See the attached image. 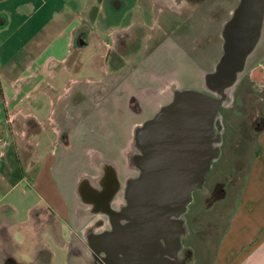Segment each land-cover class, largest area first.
Segmentation results:
<instances>
[{
    "label": "flooded vegetation",
    "instance_id": "1",
    "mask_svg": "<svg viewBox=\"0 0 264 264\" xmlns=\"http://www.w3.org/2000/svg\"><path fill=\"white\" fill-rule=\"evenodd\" d=\"M135 1L104 0L105 10L110 14V37L97 39L95 51L103 59L96 67L101 72L108 67L110 82L99 90L98 100L126 101L136 113L143 111V104L158 105L156 116L181 90L170 70L153 74L148 84L147 71H157L161 67L148 63L168 41H171V51L180 50L186 55L213 54L217 47L222 54L223 27L240 0H144L141 15L123 28V16ZM91 42V34L84 29L75 39L74 48L83 50ZM244 85V80L239 77L232 91L235 99ZM234 104L220 109L224 128L222 155L207 173L204 186L193 195L185 214L187 231L182 235L180 249L174 247L175 237L167 244L160 239L165 244L166 264H214L218 258L220 244L230 226L236 198L241 191L242 178L251 165L252 153L248 156L250 145L245 138L228 144L226 149V122ZM263 127L264 118L258 117L253 120L251 131L259 134ZM107 163L100 162L96 173L87 172L76 187V197L85 210L75 209L72 214L74 228L67 225L65 229L68 241L64 247L68 253L64 264L127 262L125 254L116 249V243H120L117 242L120 230H126L128 226L127 221L119 220L118 213L127 204L128 180L136 177L138 172L131 168L134 176L122 181L118 169ZM108 195L110 204L106 206ZM216 216L219 224L214 221ZM55 218L54 211L49 209L48 222L43 226V230L48 229L47 235L53 242L55 237L62 238L65 233ZM208 218L210 223L205 225ZM0 264H56V257L44 249L27 262L4 256Z\"/></svg>",
    "mask_w": 264,
    "mask_h": 264
},
{
    "label": "crops",
    "instance_id": "2",
    "mask_svg": "<svg viewBox=\"0 0 264 264\" xmlns=\"http://www.w3.org/2000/svg\"><path fill=\"white\" fill-rule=\"evenodd\" d=\"M105 7L104 0H0V260L23 254L34 257L44 249L56 257L48 229L43 230L49 209L65 230L72 209L78 207L67 201L51 172L57 157H47L41 164L33 161L43 127H51L59 141L70 129L43 109L40 115L26 112L19 106L24 100L20 96L35 75L48 70L45 64H36L51 52L55 58L69 54L78 34L84 29L90 33L89 24L107 15ZM63 110L66 122L84 121L69 107ZM258 136V151L214 264H264V127ZM70 147L69 143L65 150ZM32 169L36 176L27 179L26 172ZM26 181L30 191L20 187ZM67 241L65 230L52 242L63 248Z\"/></svg>",
    "mask_w": 264,
    "mask_h": 264
},
{
    "label": "rangeland",
    "instance_id": "3",
    "mask_svg": "<svg viewBox=\"0 0 264 264\" xmlns=\"http://www.w3.org/2000/svg\"><path fill=\"white\" fill-rule=\"evenodd\" d=\"M143 1L136 0L128 13L123 16L121 21L123 28L127 27L134 17L141 15ZM107 15L100 17L97 23L89 24L92 42L88 47L80 51L70 48L69 54L63 58H55L53 52L50 56L43 57L36 66L45 64L48 70L35 75L34 83L27 84L23 97L20 96V99L24 98V100L19 106L27 108L26 112L40 115L43 109V113L57 116L70 129L63 133L59 141L51 127H43L37 137L40 140L36 146L33 161L41 164L47 157L53 155L57 157L56 164L51 168L55 181L63 190L67 201L72 205L76 203L77 208L81 210L85 208L79 203L75 193L84 172L97 171L100 162L110 161L109 163L118 169L122 181L134 176L129 165V156L134 152L133 131L137 125H142L153 118L159 107L143 104V111L136 113L131 110L126 101L98 100L99 90L106 82H110L108 67L103 72L96 67L103 58L95 51L98 48L99 37L105 39L110 37V14L107 13ZM204 54L186 55L180 50L171 51V41H168L148 63L158 64L161 67L157 71H147L146 82L150 84L153 74L170 70L177 78L181 91L206 92L204 77L206 73L213 71L221 56V50L217 47L213 54ZM240 79L244 80L245 85L238 93L226 122V149L228 144L245 138L250 145L248 156L252 153L253 158L258 151L259 136L251 131L252 122L258 117L264 118V29L258 49L249 58L247 68ZM67 107L71 109V114L80 115L84 121L82 123L66 122L63 109ZM69 143L71 147L65 150ZM250 171L249 167L245 177L242 178V186ZM26 173L27 179L36 176L35 169ZM20 185L21 189L30 191L27 181ZM74 209L69 222L72 228H74L72 221ZM214 219L219 224L217 216ZM208 221L209 218L204 224L208 225L210 223ZM18 240L22 242L20 235ZM51 243L57 255L56 264H64L68 253L66 247L58 248L59 246L55 243L52 241ZM30 258L31 256L26 254L19 256V259L25 262Z\"/></svg>",
    "mask_w": 264,
    "mask_h": 264
},
{
    "label": "water",
    "instance_id": "4",
    "mask_svg": "<svg viewBox=\"0 0 264 264\" xmlns=\"http://www.w3.org/2000/svg\"><path fill=\"white\" fill-rule=\"evenodd\" d=\"M263 29L264 0H240L223 27L222 54L204 77L207 92H176L172 103L135 129L129 165L138 175L128 180L127 204L118 213L128 222L116 243L127 258L122 264H166L160 239L167 244L175 237L174 247L180 249L193 195L222 155L220 109L235 102L232 91ZM105 203L109 206L110 195Z\"/></svg>",
    "mask_w": 264,
    "mask_h": 264
},
{
    "label": "trees",
    "instance_id": "5",
    "mask_svg": "<svg viewBox=\"0 0 264 264\" xmlns=\"http://www.w3.org/2000/svg\"><path fill=\"white\" fill-rule=\"evenodd\" d=\"M262 129H263V128H262ZM262 129H261V130H262Z\"/></svg>",
    "mask_w": 264,
    "mask_h": 264
}]
</instances>
